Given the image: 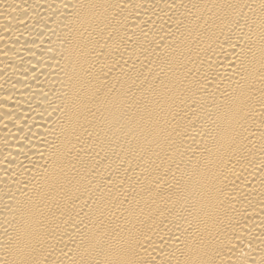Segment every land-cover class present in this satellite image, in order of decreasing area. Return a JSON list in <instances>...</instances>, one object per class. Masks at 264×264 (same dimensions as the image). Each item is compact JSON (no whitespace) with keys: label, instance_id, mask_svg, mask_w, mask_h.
Segmentation results:
<instances>
[{"label":"bare ground","instance_id":"1","mask_svg":"<svg viewBox=\"0 0 264 264\" xmlns=\"http://www.w3.org/2000/svg\"><path fill=\"white\" fill-rule=\"evenodd\" d=\"M0 264H264V0H0Z\"/></svg>","mask_w":264,"mask_h":264}]
</instances>
